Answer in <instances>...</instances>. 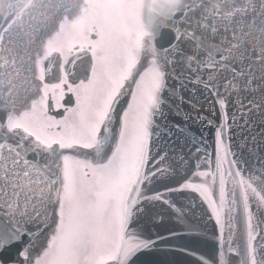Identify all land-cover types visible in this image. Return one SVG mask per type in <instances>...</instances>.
<instances>
[{"label": "snow or ice", "instance_id": "6c2138e0", "mask_svg": "<svg viewBox=\"0 0 264 264\" xmlns=\"http://www.w3.org/2000/svg\"><path fill=\"white\" fill-rule=\"evenodd\" d=\"M0 264H264V0H0Z\"/></svg>", "mask_w": 264, "mask_h": 264}]
</instances>
